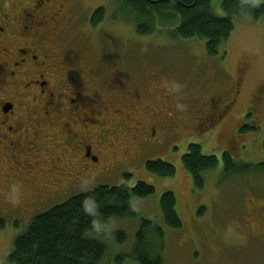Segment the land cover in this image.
<instances>
[{
  "label": "flooded vegetation",
  "instance_id": "af4514ba",
  "mask_svg": "<svg viewBox=\"0 0 264 264\" xmlns=\"http://www.w3.org/2000/svg\"><path fill=\"white\" fill-rule=\"evenodd\" d=\"M80 11L84 8L79 0H0V159L12 160L11 166L0 167L5 185L0 209L16 224L103 179L133 155L132 146L159 145V137L165 140L177 130L174 124L218 130L239 102L241 80L232 84L228 102L178 118L189 112L188 104L179 107L189 93L177 90L174 95L171 84L147 65L88 53L92 34L109 26L107 20L93 27L88 19L78 31L82 45L68 49L67 30L81 27ZM263 102L261 84L228 143L237 132L255 128ZM87 122L92 125L84 126ZM110 138L114 156L105 163ZM119 141L125 145L122 150ZM259 209L250 203L248 212L259 218ZM249 235L264 243L260 226L251 225Z\"/></svg>",
  "mask_w": 264,
  "mask_h": 264
},
{
  "label": "rangeland",
  "instance_id": "374dc122",
  "mask_svg": "<svg viewBox=\"0 0 264 264\" xmlns=\"http://www.w3.org/2000/svg\"><path fill=\"white\" fill-rule=\"evenodd\" d=\"M79 1L84 8L79 12L81 27L67 30L65 42H72L66 44L68 49L75 50L82 45L84 37L79 36L78 31L83 30L82 25L95 10L104 8L109 16V28L102 26L92 34L88 53L102 54L105 60L111 62L147 65L150 72L158 73L162 80L171 84L174 95L177 90H183V94L189 93L187 101L181 100L179 107L185 109L188 104L190 109L195 108L179 113L178 118L192 112L195 113L192 115H196L203 107L216 108L228 102L232 84L241 80L239 102L232 118L223 127L211 130L196 125L180 127L177 123V126L173 125L177 128L173 130L177 131V135L172 131L165 140L159 137L162 134L157 131L159 145L132 146L133 155L115 164L110 174L71 195L101 186H118L123 183L125 174L132 176L131 186L140 181L154 188V194L147 198H132L131 205L137 217L108 220L107 233L122 232L125 235L123 243H117L114 237L101 230L89 234V238L106 248L102 264H137L129 257L142 220L153 221L163 232L162 245L154 238L150 243L154 253H159L163 264H264V243L251 239L249 235L251 225L264 229V102L254 119L257 129L241 134L237 132L232 144L226 140L234 132L237 121L244 119L243 109L251 94L264 84V16L256 20L251 17L233 18V33L221 46L218 55L210 57L205 52L204 41L172 38L170 32L175 26L158 24L154 34L140 37L134 25L111 20L112 16L118 14L114 0ZM220 3L221 0H211L213 13L219 17L228 16ZM94 115L98 113L94 111ZM91 125V122H87L84 126ZM96 128L90 133L97 132L99 128ZM90 133L86 131V134ZM117 143H120L118 150H122L125 145L122 141ZM190 144L200 145L203 154L217 159L214 170L204 175L205 186L202 190L194 189L191 177L181 164V158ZM112 146L113 138H110L104 155L105 163L114 156ZM226 152L233 159L234 171L244 173H224L223 154ZM8 159L10 157L1 158L0 167L11 166L12 160ZM156 160L173 165L175 176L161 178L147 172L145 163ZM0 189L5 192V185L1 182ZM165 192L175 196L181 229H170L163 223L159 202ZM69 198L50 204L42 211L46 212ZM250 203L262 208L258 210L259 218L249 214ZM0 217L6 222L5 229L0 231V264H6L5 258L13 240L26 230L30 222L16 224L1 209ZM117 258L122 259L120 263H117Z\"/></svg>",
  "mask_w": 264,
  "mask_h": 264
},
{
  "label": "trees",
  "instance_id": "16d2710c",
  "mask_svg": "<svg viewBox=\"0 0 264 264\" xmlns=\"http://www.w3.org/2000/svg\"><path fill=\"white\" fill-rule=\"evenodd\" d=\"M113 5L118 14L112 16L111 20L134 25L138 36L154 34L158 24L172 25L175 26L170 32L172 38L204 41L205 52L210 57L218 55L221 46L233 33V18L251 17L256 20L264 16V0H221V7L228 13L226 17L213 13L211 0H114ZM104 20L109 22V16L104 8H98L90 22L97 27ZM256 129L249 128L243 132ZM231 159L228 152L223 154L224 173H244L234 171ZM181 164L191 177L194 189L202 190L205 186L204 175L214 170L217 159L203 154L200 145L190 144L181 158ZM145 169L161 178H172L176 173L173 165L160 160L146 162ZM131 179V175L125 174L123 183L118 186H101L40 212L26 230L13 240L5 258L6 264H102L106 248L89 238V234L96 230L107 233L109 219L137 217L131 205L132 198H147L155 192L144 182L139 181L131 186ZM159 206L164 225L174 230L181 229L174 194H162ZM201 213L199 211L198 214ZM5 226V220L0 217V231ZM107 234L119 244L125 241V235L120 231H108ZM151 238L163 244L162 230L153 221L142 220L129 257L133 262L163 264L159 253H154ZM121 260L116 259L117 263Z\"/></svg>",
  "mask_w": 264,
  "mask_h": 264
}]
</instances>
